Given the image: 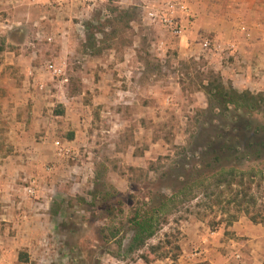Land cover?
<instances>
[{
	"label": "rangeland",
	"instance_id": "374dc122",
	"mask_svg": "<svg viewBox=\"0 0 264 264\" xmlns=\"http://www.w3.org/2000/svg\"><path fill=\"white\" fill-rule=\"evenodd\" d=\"M14 1L0 3V251L6 247L24 260L29 257L30 247L15 240L24 230L8 221L19 220L15 206L37 204L38 191H44L22 173L15 157L43 145L44 157L54 150L62 161L60 173L49 160L41 166L56 177L47 191L51 208L65 206L72 216L55 229L42 230L33 253L39 257L32 264H132L142 255L149 262L178 264L188 235L196 237L204 227L210 238L221 236L220 246L213 243L212 249L223 253V264H264V223L254 224L244 214L236 222H223L228 217L219 208L196 207L202 198L174 211L144 250L127 253L133 235L128 220L135 210L149 207L148 193L166 190L158 179L164 173L180 175V164L188 169L195 164L198 134L222 123V114L233 124L207 95L211 84L217 88L227 82L211 59L184 49L180 38L147 18L167 2L86 0L70 8L66 0L47 8L60 15L47 22L39 3ZM260 108L251 117L239 112L263 123ZM60 111L63 116L57 115ZM36 116L45 123L40 128ZM72 136L77 142L69 145ZM57 143L69 152L60 155ZM230 167L264 173V162L244 160ZM259 180L253 193L261 205L264 182L259 189ZM28 187L35 188L34 195ZM55 233L66 244L48 243ZM200 252L198 246L191 251L199 259Z\"/></svg>",
	"mask_w": 264,
	"mask_h": 264
},
{
	"label": "crops",
	"instance_id": "0c3cea01",
	"mask_svg": "<svg viewBox=\"0 0 264 264\" xmlns=\"http://www.w3.org/2000/svg\"><path fill=\"white\" fill-rule=\"evenodd\" d=\"M29 1H33L38 4V2H35L34 0ZM64 1L43 0L42 2H39L37 7L46 8L44 9L46 12L42 13L41 16H43L44 19H47V22L50 20L54 21L55 17L60 15L55 14L54 11L48 12V9L56 3L63 5L65 4ZM85 1L86 0H69V2H66V6L70 8L75 7L76 3L81 5L82 3H85ZM137 1H143L145 4H148L152 0ZM154 1H156L155 4L158 5L166 2L181 1L189 8L192 18L190 21L189 19L182 20L185 31L183 36L180 38L181 44L184 46V49L187 48V50L192 53L202 52L206 57L210 58L211 64L222 73L224 80L227 81L224 83L226 84L225 86H230L239 93H242V91H249L251 93L254 91L264 92V0ZM14 2L21 5H24L25 3L23 0H15ZM134 2H136V0H121L120 4L125 3L127 5H131ZM0 3L6 6L7 4L9 5V3H13V0H3L0 1ZM151 5L152 4L150 3L149 6ZM147 18L153 20L150 14ZM190 22H192V24H190ZM207 39L212 40L214 44L221 45L223 47V51L219 53L214 50L206 51L203 47V40ZM33 81L36 85L37 80ZM33 97H35L34 94ZM34 124L40 128L41 125H44L45 123L42 119L39 117L37 118L36 116ZM76 142L77 138L74 137L68 141V144L74 145ZM14 148L15 152H17L16 149L18 147L16 146ZM43 153L44 146L37 145L36 147L34 146L27 150L24 156L20 155L15 157L19 159L18 161H20L18 166L22 173L25 172L26 174H29L35 182L37 181V187H39V189L41 188V191L44 192L41 193L38 191L37 198L39 202L37 204L15 206L13 208V213L19 220L14 219L13 221H8L13 223L14 228L24 230L25 234L22 235V238L18 237L20 234V232H18V238L15 240H19L26 246L30 247V250L27 251L29 253V257H26V260H24L20 256V253L8 251L6 247H3L2 251H0V264H32V262L39 257V255H34L33 253L37 249V245L41 238L40 236L42 235V230L47 231L48 229H55V226L58 225L59 221L62 222L64 218L69 221L70 216H72L69 214L70 210L65 208V206H61L58 210H52L51 208L50 199L52 198L47 194V191L50 190V188H53L56 177H52L51 174L44 171L41 166L44 160H49L50 164L51 162L55 163L56 173H60L62 161L55 158L54 150L52 154L50 152H46V157L43 156ZM9 158L8 160H11L12 157ZM8 213L10 212L8 211ZM4 221L8 223L6 220ZM2 227L7 229L10 227V224H2ZM206 229L204 227L202 231L198 232L199 235L196 237L188 235V238H186L181 247L182 256L178 260V264H202L203 261H208L210 264H223L222 261H225L222 256L223 253L219 252L218 249H212L213 243H217V246H220L221 236L212 239L209 236L211 233L210 229ZM236 229V226L233 230L231 228L232 231H235ZM57 236V234L53 238L48 236L51 238L48 240V243L55 244L61 242L62 244H66V238H59ZM1 243L5 242L1 240ZM195 246H198L199 249H201V252L198 254L200 259L196 258L197 256H192L191 251ZM212 250L216 251L214 253L215 255L211 254ZM108 257L111 260H114L112 256L108 255ZM135 259V262L132 264L173 263H168V259L161 261L158 260L155 262H144L143 259L138 257ZM111 264H114L113 261H111ZM174 264L176 263L174 262Z\"/></svg>",
	"mask_w": 264,
	"mask_h": 264
},
{
	"label": "trees",
	"instance_id": "16d2710c",
	"mask_svg": "<svg viewBox=\"0 0 264 264\" xmlns=\"http://www.w3.org/2000/svg\"><path fill=\"white\" fill-rule=\"evenodd\" d=\"M206 91L209 100L216 103L213 108H223L224 112L231 115L233 124L229 126L222 114V123L217 127H207L198 134L195 164L189 169L180 164V175L174 177L164 173L158 179L160 186L166 190L157 194L148 193L149 207L135 210L128 220L133 231L127 249L129 254L144 250L148 241L160 231V227L168 224L167 219L174 211L200 198L196 207H204L212 212L219 208L228 217L221 220L223 222H236L239 215L244 214L254 224L264 223V196L261 207L259 198L253 193V184L258 176L260 180L257 188L262 189L264 173L258 174L253 170L240 172L233 167L229 168L231 163L244 160L264 162V122H255L239 112L245 110L247 116L250 114L251 117L255 111H262L260 107L264 108V93H239L222 83L217 88L211 84ZM63 114V111L57 112V115ZM118 195L122 197L121 193ZM118 203L121 205L123 201L119 200ZM107 212L111 215L113 208ZM211 229L216 230V227L212 226ZM157 249L158 246L152 247L154 251ZM141 258L149 262L146 256L142 255Z\"/></svg>",
	"mask_w": 264,
	"mask_h": 264
},
{
	"label": "built area",
	"instance_id": "2783aa9c",
	"mask_svg": "<svg viewBox=\"0 0 264 264\" xmlns=\"http://www.w3.org/2000/svg\"><path fill=\"white\" fill-rule=\"evenodd\" d=\"M26 1V0H23ZM35 2H41L42 0H34ZM64 1V0H62ZM150 16L153 18V21H157L158 24L164 29L165 32L169 33L171 36L176 38H181L184 34L185 28L183 26V19L192 18L190 14V10L188 7L184 5L181 1H172L167 2L160 11H156V13H150ZM203 47L206 51L214 50L215 52H222V46L214 44L212 40H203ZM233 48V47H230ZM58 150L60 155L63 153H68L69 150L65 149L63 145L57 143ZM65 151V152H64ZM62 153V154H61ZM27 191L29 194H35L34 187H28Z\"/></svg>",
	"mask_w": 264,
	"mask_h": 264
}]
</instances>
